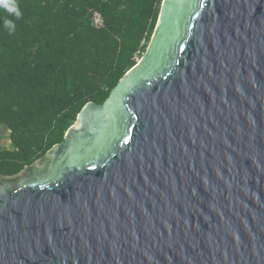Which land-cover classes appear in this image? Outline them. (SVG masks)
<instances>
[{
	"label": "water",
	"instance_id": "obj_1",
	"mask_svg": "<svg viewBox=\"0 0 264 264\" xmlns=\"http://www.w3.org/2000/svg\"><path fill=\"white\" fill-rule=\"evenodd\" d=\"M0 264H264V0H163L46 170L0 180Z\"/></svg>",
	"mask_w": 264,
	"mask_h": 264
},
{
	"label": "trees",
	"instance_id": "obj_2",
	"mask_svg": "<svg viewBox=\"0 0 264 264\" xmlns=\"http://www.w3.org/2000/svg\"><path fill=\"white\" fill-rule=\"evenodd\" d=\"M162 2L17 0L23 17L13 35L0 9V126L9 137L0 146V177L46 159L87 103L108 98L145 54Z\"/></svg>",
	"mask_w": 264,
	"mask_h": 264
},
{
	"label": "clouds",
	"instance_id": "obj_3",
	"mask_svg": "<svg viewBox=\"0 0 264 264\" xmlns=\"http://www.w3.org/2000/svg\"><path fill=\"white\" fill-rule=\"evenodd\" d=\"M0 9L7 13V16L3 18V29L8 35H13L16 31V21L23 17L20 5L17 0H0Z\"/></svg>",
	"mask_w": 264,
	"mask_h": 264
},
{
	"label": "flooded vegetation",
	"instance_id": "obj_4",
	"mask_svg": "<svg viewBox=\"0 0 264 264\" xmlns=\"http://www.w3.org/2000/svg\"><path fill=\"white\" fill-rule=\"evenodd\" d=\"M50 154V152H49ZM49 164V156L44 159L41 160L37 163H35L33 166L29 167L26 169V171L24 173H20L18 176H16L15 178H12V182H18L19 180L23 179L27 174L31 173L32 171H37V172H43L46 170L47 166Z\"/></svg>",
	"mask_w": 264,
	"mask_h": 264
},
{
	"label": "rangeland",
	"instance_id": "obj_5",
	"mask_svg": "<svg viewBox=\"0 0 264 264\" xmlns=\"http://www.w3.org/2000/svg\"><path fill=\"white\" fill-rule=\"evenodd\" d=\"M9 143L8 131L5 127L0 126V146H6ZM26 171V170H25ZM23 171L22 173H24ZM7 177H1L0 180L6 179ZM12 179V178H7Z\"/></svg>",
	"mask_w": 264,
	"mask_h": 264
},
{
	"label": "built area",
	"instance_id": "obj_6",
	"mask_svg": "<svg viewBox=\"0 0 264 264\" xmlns=\"http://www.w3.org/2000/svg\"><path fill=\"white\" fill-rule=\"evenodd\" d=\"M92 24L95 27H99V26L103 25L102 16L96 11L94 12L93 17H92Z\"/></svg>",
	"mask_w": 264,
	"mask_h": 264
}]
</instances>
